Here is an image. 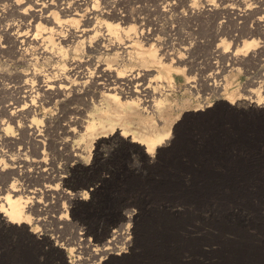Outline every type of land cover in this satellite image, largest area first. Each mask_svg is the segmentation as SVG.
Instances as JSON below:
<instances>
[{
	"label": "rangeland",
	"instance_id": "374dc122",
	"mask_svg": "<svg viewBox=\"0 0 264 264\" xmlns=\"http://www.w3.org/2000/svg\"><path fill=\"white\" fill-rule=\"evenodd\" d=\"M14 2L0 0V264H23V253L35 264H264V0H88L92 16L75 0L62 16L61 1L49 0L59 29L31 17L33 0H16L25 15ZM86 19L92 32L71 39ZM23 31L37 41H15ZM218 50L229 52L221 59ZM71 64L85 74L149 73L167 111L138 108L140 119L111 124L113 96L90 81L38 90L64 80ZM231 99L254 102L236 108ZM16 105L24 112L12 116ZM133 136L161 138L153 161ZM12 187L20 225L3 217ZM128 227L131 245L93 259ZM246 237L259 257L239 255Z\"/></svg>",
	"mask_w": 264,
	"mask_h": 264
},
{
	"label": "bare ground",
	"instance_id": "6f19581e",
	"mask_svg": "<svg viewBox=\"0 0 264 264\" xmlns=\"http://www.w3.org/2000/svg\"><path fill=\"white\" fill-rule=\"evenodd\" d=\"M49 0H33V8L31 9L30 12H32L31 17L33 18H40L41 16H43V18L47 21H52V7L51 4L48 3ZM61 1V8L59 10L60 14L62 16H68L71 13V9L68 5L63 7V4L69 2L70 0H59ZM82 3H81V2ZM88 0H75L76 5L80 8L81 12L85 13H89L88 15L92 16L95 15V8L94 6H92L91 8H89L86 4ZM15 4V8H17L19 10V13H21L22 15L24 14H28L27 8H22V6H19L15 0L14 2ZM85 4V6H84ZM214 5V4H213ZM83 7V8H82ZM229 8V7H228ZM230 10V9H228ZM82 14V15H84ZM88 16V17H90ZM91 18H89V20H91ZM54 28L59 29L60 27V23L59 21H52ZM85 26L83 28H75L72 30L71 33V39L73 40H78V39H85V36L88 35L90 32H92L93 29H90V21H88L86 19L85 21ZM12 26V25H11ZM10 26V27H11ZM23 28L26 27V25L22 26ZM108 33L110 35H112V33L116 36V38L118 37H128L129 33L127 31H116L111 32L109 30H107ZM14 35V34H13ZM114 37V36H112ZM13 39V37H12ZM15 41L19 42V43H26V44H30V43H34V41H37L36 36L31 37V39H29V35L23 32H17V34L14 36ZM130 44V43H129ZM132 44V43H131ZM135 44V43H134ZM140 46V45H139ZM130 47V45H128L127 47H124L125 49ZM138 50V49H137ZM142 50V49H140ZM144 50V49H143ZM142 50V52H143ZM148 50V49H147ZM145 51V50H144ZM150 54H155L156 51H154L153 48H151L150 50ZM218 52L220 53L219 57L221 59L224 58V53L229 52V51H224L222 52L221 50H218ZM231 52V51H230ZM169 54V53H168ZM180 54V53H179ZM165 57H169V55L163 54ZM171 55V54H170ZM176 55V54H175ZM241 55V54H240ZM231 57H233V59H237V56H239L238 54L236 55L235 52L231 53L230 55ZM243 56V54H242ZM144 57V56H143ZM164 57V58H165ZM139 59V58H138ZM170 59V58H169ZM97 60V59H96ZM93 61V60H92ZM98 61V60H97ZM153 61V60H152ZM78 63V62H77ZM83 63V62H82ZM85 63H89V62H85ZM95 63V61H94ZM147 63V62H146ZM73 64V63H72ZM71 64V68L68 70V74H66L67 77L64 78V80L62 79V81H45L42 82L41 84H39L38 86V90L41 91L42 93H44L45 95L51 96V95H55L56 93L59 94V92L66 90L67 88V82H70V78L75 77V79H77V81H81L83 79H85L86 81H90L91 84L100 87L101 89H104L106 91H109L110 96H113V101L114 104L112 106H110L107 110L109 111L110 114H113L111 117H109V121H111V124L113 122L116 124H120V125H125L124 122L126 123L127 119H140L141 114L137 112L138 108H142L144 111L146 110H150V112H154L156 113V111L158 109L161 108H165V101L164 99H158L156 97L155 94V90L154 89H148V85L146 84V82L149 80L148 76H150V74H146L144 72L138 71L133 73L131 71L130 75H125L123 71L118 70L119 72H116L114 74L113 71L110 70V68L106 67L105 69H101V70H96V72L94 73H89L87 71L86 74H88V76L85 74V72L83 73L82 66L80 64H75L72 65ZM101 66V65H100ZM86 67V64H85ZM89 66H87L88 68ZM102 67V66H101ZM216 67V66H215ZM164 68V67H163ZM87 70V69H85ZM90 70V69H89ZM93 70V68H92ZM91 70V71H92ZM162 70V68L160 69V71ZM172 67L171 66H166L165 71V77L168 79L169 81V85L171 86V88L175 87L174 86V79L172 76ZM143 71V70H142ZM147 72V71H145ZM67 73V72H66ZM176 73H178V70H176ZM162 74V73H161ZM159 75V74H158ZM159 76H155L154 80L156 78H158ZM161 77V76H160ZM186 80L188 81L187 83H192L193 79L192 77H186ZM89 82V83H90ZM71 83V82H70ZM168 83V82H167ZM229 83V82H228ZM81 85V84H80ZM147 85V86H146ZM213 87H219L221 89H223V83L217 82L215 83V81H213ZM79 86V85H77ZM70 87V86H69ZM100 89V90H101ZM174 89V88H173ZM171 90V89H170ZM219 91V89H218ZM64 94V92H63ZM220 94V93H219ZM109 97V96H108ZM251 99V97H249ZM248 100L247 102H235V100L231 99L229 100L231 104H235L236 108H248L250 107V103L254 102L251 100ZM111 100V99H110ZM109 100V101H110ZM262 103V102H261ZM260 104V103H259ZM258 103H256L255 106L259 105ZM103 105V104H102ZM169 105V104H168ZM244 106V107H243ZM262 106V105H260ZM19 105L16 106H10L8 111L10 112V114L12 116H16L19 113L24 112V108L21 107L19 108ZM170 107V106H169ZM234 107V106H233ZM254 107V106H252ZM251 108V107H250ZM256 108V107H255ZM162 111V110H161ZM167 109L163 110V112H166ZM162 112V113H163ZM108 113V115H109ZM105 113H103L104 115ZM153 115V114H152ZM106 117V116H105ZM143 119V118H142ZM145 119V118H144ZM167 119V118H166ZM84 123V122H83ZM144 123H147V121H145ZM97 123L94 122H85V125L88 129L93 128ZM99 124V123H98ZM156 124V123H155ZM157 126V125H156ZM80 127H84L83 124H80ZM85 128V127H84ZM85 128V129H87ZM157 128V127H156ZM94 129V128H93ZM96 129V127H95ZM137 129V128H136ZM139 130V128H138ZM154 130V129H153ZM87 131V130H86ZM150 132V131H149ZM92 134V133H91ZM120 134H124V133H120ZM160 137L158 136H152L149 137L147 141L141 139V138H137L135 136L131 137V143H135L137 144V146H141L143 147V149H145V153L147 155H149L150 160L153 161V158L155 157V151L158 148L157 146H159V141H160ZM158 150V149H157ZM73 152V151H71ZM75 152V151H74ZM73 152V153H74ZM132 166H135V163H132ZM175 166V165H174ZM181 166V164H180ZM242 166V165H241ZM168 167V166H167ZM177 167V166H176ZM183 168V167H182ZM242 168V167H241ZM173 171V170H172ZM169 183V182H168ZM167 184V182L165 183ZM171 184V183H170ZM168 188V186H167ZM235 189V188H234ZM260 190V189H259ZM9 191H11V194H9V196L7 197V205L8 208L5 211L6 214L3 216L7 222L12 223V224H16V225H20L21 224V218H22V212H23V207H22V202L20 201L21 198H15L17 191L15 188H11ZM91 191V190H90ZM176 191V190H175ZM179 193V192H178ZM194 193V192H193ZM197 193V192H196ZM213 193V192H212ZM235 193V192H234ZM187 194V193H186ZM185 194V195H186ZM236 194V193H235ZM200 195V194H199ZM233 195V194H231ZM244 195V194H243ZM263 195V194H262ZM175 196V195H173ZM241 196V195H240ZM190 197V196H189ZM230 197V196H229ZM247 197V196H246ZM175 198V197H174ZM233 198V197H232ZM255 199V197H254ZM177 200V199H176ZM179 200V199H178ZM256 200V199H255ZM200 206H204L202 203V201H199ZM208 202V201H206ZM205 202V203H206ZM202 203V204H201ZM208 205V204H207ZM264 205V204H263ZM194 206V205H193ZM207 207V206H206ZM252 207V206H251ZM244 209V208H243ZM206 210V209H204ZM209 210V209H208ZM247 210V209H246ZM207 211V210H206ZM200 212V211H199ZM204 212V211H203ZM263 212V211H262ZM261 212V213H262ZM253 213V212H251ZM204 214V213H202ZM249 214V213H248ZM252 215V214H251ZM250 216V215H249ZM134 214H130L128 216H126L127 221L131 222L134 219ZM189 217V216H188ZM169 218V217H168ZM192 218V217H191ZM165 219V217H164ZM162 221V220H161ZM165 221V220H164ZM166 222V221H165ZM219 222V221H218ZM169 223V222H168ZM175 223V222H173ZM168 225V224H167ZM181 225V224H180ZM183 225V224H182ZM185 225V224H184ZM177 226V224H176ZM221 226V225H220ZM164 227V226H163ZM168 227V226H167ZM182 227V226H181ZM222 227V226H221ZM229 227V226H228ZM174 228V227H173ZM233 228V227H232ZM172 229V228H171ZM129 227L127 229H122L119 228L117 230H114L112 232L111 235V239L108 240L106 243H104L102 245L101 248L97 249V251L94 252V256L93 259H97L99 256L101 257V259L103 258H108L110 259L114 254H119L120 251V247L121 246H117L119 243L122 244H129L131 245V237H130V231H129ZM181 230V229H180ZM154 232V231H153ZM152 232V233H153ZM170 232V231H169ZM241 232V231H240ZM247 232V231H246ZM157 234V233H156ZM160 234V233H159ZM174 234V233H173ZM245 235V234H244ZM158 236V235H157ZM160 236V235H159ZM172 236V234H171ZM163 237V236H162ZM247 238V237H246ZM250 238V237H249ZM247 238H244V241L242 243H240V247H239V255L246 258L248 260V256H252V258L254 257H259V254L261 252H259V249H256L252 244H251V240ZM36 239V238H35ZM254 243V242H253ZM261 248V247H260ZM24 250V249H23ZM264 252V251H263ZM237 254V253H236ZM32 255H28L23 253L21 255V261L23 264H35L36 262H34V260L31 257ZM100 259V260H101ZM257 259V258H256ZM259 261V259H258ZM251 262V261H250ZM260 262V261H259ZM255 263V262H254ZM261 263V262H260ZM38 264V263H37ZM82 264H88V262H83ZM94 264V262H93ZM256 264V263H255ZM262 264V263H261Z\"/></svg>",
	"mask_w": 264,
	"mask_h": 264
}]
</instances>
